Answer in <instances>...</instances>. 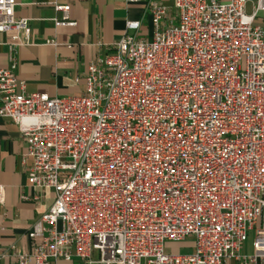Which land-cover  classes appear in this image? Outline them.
Wrapping results in <instances>:
<instances>
[{"label": "built area", "instance_id": "2783aa9c", "mask_svg": "<svg viewBox=\"0 0 264 264\" xmlns=\"http://www.w3.org/2000/svg\"><path fill=\"white\" fill-rule=\"evenodd\" d=\"M17 6L0 0V32L23 44ZM56 9L57 25L76 24ZM150 11L153 36L128 21L80 95L28 92L16 62L0 68V116L27 142L29 181L56 193L18 264H264V0ZM189 237L192 251H166Z\"/></svg>", "mask_w": 264, "mask_h": 264}, {"label": "crops", "instance_id": "0c3cea01", "mask_svg": "<svg viewBox=\"0 0 264 264\" xmlns=\"http://www.w3.org/2000/svg\"><path fill=\"white\" fill-rule=\"evenodd\" d=\"M154 2L173 6L174 0H18L16 16L30 21L31 34L25 43L17 31L0 32V68L17 64V74L27 82L28 92L51 97L80 95L86 89L91 61L104 56L127 33V22H142L139 35L153 36L150 6ZM69 6L75 25H57L63 12L56 4ZM253 6L247 4V12ZM255 22L264 27V11ZM27 142L16 122L0 116V264H18L20 254L40 243L39 221L55 202L56 193L30 183L32 158L25 157ZM250 240L245 251L250 253ZM73 251V249H72ZM59 258L52 264H79ZM225 264H237L234 259Z\"/></svg>", "mask_w": 264, "mask_h": 264}, {"label": "rangeland", "instance_id": "374dc122", "mask_svg": "<svg viewBox=\"0 0 264 264\" xmlns=\"http://www.w3.org/2000/svg\"><path fill=\"white\" fill-rule=\"evenodd\" d=\"M250 242H252V236L250 239ZM194 247V241L192 237L187 238L184 241L176 242V241H168L166 244V251L168 253H185L192 251Z\"/></svg>", "mask_w": 264, "mask_h": 264}]
</instances>
